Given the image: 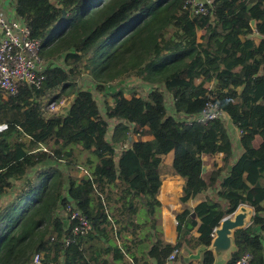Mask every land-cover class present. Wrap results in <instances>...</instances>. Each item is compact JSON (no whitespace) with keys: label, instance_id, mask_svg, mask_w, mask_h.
Listing matches in <instances>:
<instances>
[{"label":"trees","instance_id":"obj_1","mask_svg":"<svg viewBox=\"0 0 264 264\" xmlns=\"http://www.w3.org/2000/svg\"><path fill=\"white\" fill-rule=\"evenodd\" d=\"M57 1L16 0L43 43L42 61L55 63L42 86L0 91V264H34L38 253L40 264H170L176 249L209 246L244 204L255 216L236 232L227 264L245 254L264 264V0H212L206 15L186 0ZM86 73L92 86L83 90ZM129 79L152 90L129 98ZM108 94L103 114L96 95ZM211 101L242 131L236 163L223 119L189 121ZM171 152L172 173L185 181L182 204L208 190L204 156L223 154L230 168L216 198L176 214L175 245L165 240L158 199ZM69 203L87 232L75 231ZM202 264H214L213 254Z\"/></svg>","mask_w":264,"mask_h":264},{"label":"built area","instance_id":"obj_2","mask_svg":"<svg viewBox=\"0 0 264 264\" xmlns=\"http://www.w3.org/2000/svg\"><path fill=\"white\" fill-rule=\"evenodd\" d=\"M51 1V0H50ZM186 4H191L195 13L208 14L209 10L206 4L211 5L212 0H186ZM42 41L31 37L30 29L24 24L11 20L6 14L0 12V91L6 94L15 95L21 85L42 86L45 76L44 72L49 66L41 59ZM126 80L124 83H126ZM135 85L133 79H129ZM148 92L152 87L147 88ZM49 108L56 109L55 103ZM228 115L223 113L219 105L213 101L207 104L206 110L197 118H191L189 121L208 122L224 119ZM242 133V131H241ZM66 211L70 214V219H79V225L75 228L76 232L85 233L90 229V225L85 217L76 209V206L69 203ZM65 211V212H66ZM70 239H66L68 244ZM180 253L176 249L169 257V263L174 264ZM43 254L38 253L34 256V264H40ZM253 259L251 254L243 255L236 264H249Z\"/></svg>","mask_w":264,"mask_h":264},{"label":"crops","instance_id":"obj_3","mask_svg":"<svg viewBox=\"0 0 264 264\" xmlns=\"http://www.w3.org/2000/svg\"><path fill=\"white\" fill-rule=\"evenodd\" d=\"M51 3L54 4L55 6L59 5L57 0H51ZM0 12L6 14L13 21L19 23H21L22 21L17 14L16 0H0ZM50 63H55V62L50 61L49 64ZM196 79L200 81L199 83L203 81L202 77H196ZM134 81H135L134 87H137L139 82L136 80ZM207 86H209V84ZM87 88L90 89L91 86L87 85ZM143 89L146 90L147 87L144 86ZM234 102L238 103L239 100H235ZM223 120L227 126L230 136H232L234 139V142L232 141L234 145L233 162L236 163V161H238V159L243 155V149L240 142L241 131H239V129L233 124L229 115L226 118L224 117ZM112 122H116V121H112ZM111 127H113V123ZM139 138L140 137L138 134H134L133 140L138 141ZM153 139H154L153 136H149V135L142 136V140L144 141H151ZM261 143H262L261 137L259 136L256 137V139L254 140V147L259 148ZM122 148H123L122 145L121 146L118 145L117 147L118 155L122 152ZM162 159H163L162 168H164V173L162 175L163 176L162 186L158 196V199L162 203L161 224L164 231L165 240L168 243L175 245L179 238L177 231L178 222H177L176 214L183 213L186 209H194L198 204L202 203L203 201H206L208 198L210 199L216 198L220 190L221 181L229 174L230 168L227 166L223 154L204 156L203 160L205 161V165H204L203 178L206 184L208 185V190L205 193L198 195L188 203L182 204L181 198L183 196V188L185 185V181L182 177L175 176L172 173L174 152H171L163 156ZM219 170H223V171L221 175L218 177V181L215 183L214 186L210 185L213 173ZM186 257H188L187 253H183V252L181 254L179 253L178 261L175 262V264H187L183 260ZM191 263L202 264L201 261H191Z\"/></svg>","mask_w":264,"mask_h":264},{"label":"water","instance_id":"obj_4","mask_svg":"<svg viewBox=\"0 0 264 264\" xmlns=\"http://www.w3.org/2000/svg\"><path fill=\"white\" fill-rule=\"evenodd\" d=\"M5 94V92H2ZM255 216L254 208L244 204L241 205L232 215L225 217L220 225L214 230V238L209 246H200L196 250L185 247L180 254L187 253L184 260L190 264L191 261H203L204 255L212 253L214 264H227L235 253L236 232L248 228Z\"/></svg>","mask_w":264,"mask_h":264},{"label":"rangeland","instance_id":"obj_5","mask_svg":"<svg viewBox=\"0 0 264 264\" xmlns=\"http://www.w3.org/2000/svg\"><path fill=\"white\" fill-rule=\"evenodd\" d=\"M58 63H60V64H62L63 63V61H64V59H63V57H60V58H58L57 60H56ZM45 64H49V62H45ZM90 76H88V73H86L85 75H84V79H83V81H82V85H81V89L83 88V90H85V89H88L87 88V85L88 86H92V82L90 81ZM126 81V80H125ZM196 82L197 83H199L200 81H198V79H196ZM123 83L121 82V81H118V82H116V85H117V87H119L120 85H122ZM135 85L133 84V83H131L129 80L126 82V83H124L123 84V89H124V92H125V94L127 95V96H129V97H132L134 94H137V92H138V97L139 96H142V97H145V96H147L148 94H149V92H148V90L146 89V90H144L142 87L141 88H139L138 86L137 87H134ZM150 87V86H149ZM209 88H211V86L209 85L208 86ZM135 90H137V92L135 91ZM96 98L98 99V101H99V106H100V109L102 110V112H103V114H105V106H106V104H107V102H109V100H110V94H108V95H105V96H100L99 97V95H96ZM69 103H71V102H69ZM171 103H172V98H168V110H169V113H171V109H172V107H171ZM67 105V104H66ZM70 105V104H69ZM66 111L67 110V108H65V107H61L60 109H59V111ZM115 124H116V122H114ZM239 131H241V130H239ZM231 137V139H232V141L234 142V139H233V137L232 136H230ZM111 135L110 136H108V139L109 140H111Z\"/></svg>","mask_w":264,"mask_h":264}]
</instances>
